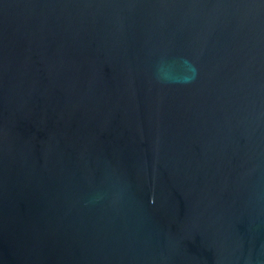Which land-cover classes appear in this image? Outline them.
I'll return each instance as SVG.
<instances>
[{
    "label": "water",
    "instance_id": "95a60500",
    "mask_svg": "<svg viewBox=\"0 0 264 264\" xmlns=\"http://www.w3.org/2000/svg\"><path fill=\"white\" fill-rule=\"evenodd\" d=\"M0 264H264V0H0Z\"/></svg>",
    "mask_w": 264,
    "mask_h": 264
}]
</instances>
